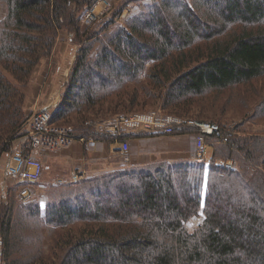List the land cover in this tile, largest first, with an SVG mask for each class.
Instances as JSON below:
<instances>
[{
	"label": "trees",
	"instance_id": "trees-1",
	"mask_svg": "<svg viewBox=\"0 0 264 264\" xmlns=\"http://www.w3.org/2000/svg\"><path fill=\"white\" fill-rule=\"evenodd\" d=\"M97 1L0 0V161L29 131L25 92L62 30L77 50L50 123L70 128L69 137L113 142L93 121L151 109L220 123L233 107L243 123L205 136L208 160L119 166L50 185L44 212L9 190L0 201L2 260L264 264V132L245 128L264 122V0H123L84 28L81 18ZM129 3L138 11L111 29Z\"/></svg>",
	"mask_w": 264,
	"mask_h": 264
},
{
	"label": "built area",
	"instance_id": "built-area-1",
	"mask_svg": "<svg viewBox=\"0 0 264 264\" xmlns=\"http://www.w3.org/2000/svg\"><path fill=\"white\" fill-rule=\"evenodd\" d=\"M109 8H111L109 0H98L87 12H98L100 15L98 17H103V13L110 10ZM97 9L98 11H96ZM87 18L85 17L81 20L82 26L90 23ZM228 125L231 127V124ZM93 126L97 134L111 135L115 138L114 141L107 142L94 138H71L68 136L70 128L50 123V113L47 110L38 109L32 111L29 119V131L24 136L25 141L27 140L29 144L25 148L12 147L5 165V177L7 182L9 181L15 187L16 199L22 203L37 199L36 188L44 172V165L40 155L42 153H58L75 141L84 144L88 150H92L99 145H107L110 153L118 151L122 165H128L130 163V145L129 141L123 140L126 135L136 133L159 136L191 135L183 132V130L193 128L197 131V135H193V159L201 162L209 158L212 150L211 145L206 143L205 136L212 135L222 128L217 123L182 118L165 113L160 109L135 113H117L93 121ZM113 147H116V149H112ZM26 149H29L27 154L25 153ZM223 167L230 170L234 169L232 162L229 160L223 163ZM87 177V171L75 169L68 178L54 179L51 185L75 184ZM1 246L2 240L0 239Z\"/></svg>",
	"mask_w": 264,
	"mask_h": 264
},
{
	"label": "crops",
	"instance_id": "crops-1",
	"mask_svg": "<svg viewBox=\"0 0 264 264\" xmlns=\"http://www.w3.org/2000/svg\"><path fill=\"white\" fill-rule=\"evenodd\" d=\"M71 38V33L59 31L51 55L41 60L32 72L23 107L28 120L32 111L45 109L51 112L59 103L63 84L74 56L72 53L68 58L69 49L74 50ZM24 144L25 138L22 137L13 143V147L25 148L22 147ZM129 145L132 166H148L159 161L193 160L194 137L191 135H154L130 140ZM40 158L44 164V174L42 185L36 188L35 201L40 205L42 212L47 200V190L50 188L48 179L64 174L68 176H58V178H68L75 169H87L90 173H97L121 165L118 151L110 153L107 145H99L88 150L84 144L77 141L58 153H42ZM6 162L7 156L4 161L3 158L0 161V201L8 196L5 188ZM0 264H5L2 260V246L0 247Z\"/></svg>",
	"mask_w": 264,
	"mask_h": 264
},
{
	"label": "rangeland",
	"instance_id": "rangeland-1",
	"mask_svg": "<svg viewBox=\"0 0 264 264\" xmlns=\"http://www.w3.org/2000/svg\"><path fill=\"white\" fill-rule=\"evenodd\" d=\"M122 1H123V0H109V2H110V4H111V8H109V9L112 10V8H113V10H114L115 8L119 7V6L122 4ZM125 5H126V4H124V6H123V8H122V10H121V12H120V14H119V17H118V18H119V19H118V24L113 25V26L111 27V29H114L117 25H123L124 22H126L127 19L133 17V14H134L135 12L138 11V8H139V5H140V4H138V3H129V4H127L126 6H125ZM110 10L106 11L105 13H103L104 16H105L107 13H109ZM113 10H112V11H113ZM87 11H88V10H87ZM87 11L83 14L81 20H83L85 17H88L87 19L90 20V23L87 24V25H84V28H86V27H91V26H93L94 24L98 23V22L101 20V17H98V16H100V15L98 14V12L91 13V12H87ZM96 11H98V9H97ZM111 13H112V12H111ZM111 13L108 14L107 17H109V16L111 15ZM4 14H5V6H4L3 4H0V17H3ZM95 29H97V28H95ZM56 40H57V39H56ZM71 42H72V41H71ZM72 44H73V43H72ZM73 45H74V44H73ZM76 50H77V46H76V45H74V50H72V48L69 49V57H68V58H70V55H71L72 53L75 54ZM68 58H67V59H68ZM73 60H74V56H73L72 61H71V63H70V67H71V65H72V63H73ZM67 75H68V73H67ZM66 77H67V76H66ZM25 93H26V92H25ZM25 96H26V94H25ZM24 106H25V99H24V105H23V107H24ZM23 109H24V108H23ZM151 110H152V109H151ZM153 110H159V109H153ZM160 110H162V109H160ZM234 110H236V108L230 107L229 110L227 111V112H229V114H228L227 116L221 117V119L219 120L220 123H217V124H219L221 127H225V128H227V129H229V130H234L236 126H238L239 124L243 123V119H242V117H240V116H238V115H235V114H233V113H230V112H232V111H234ZM228 124H231V127H230ZM245 128L247 129V131H252V132H264V122L259 123V124H252V123H250V122H246V124H245ZM5 158H6V157L3 156V161H4ZM188 160H191V159H188ZM182 161H184V160H182ZM229 161H231V160H229ZM231 162H232L233 166L235 167V164L233 163V161H231ZM120 166H121V165H120ZM130 166H132V165H128L127 167H130ZM120 168H121V167L116 166V167H113L112 169H109V170H103L102 172H97V173H90L89 170H87V169H84V170L88 172V176H90V177H95V176L100 175V174H102V173H104V172H109V171H112V170L116 171L117 169H120ZM57 178H58V177H52V178L48 179V183H49V185H51V184H52V181H53L54 179H57ZM42 182H43V177H42L41 182H39L38 186L42 185ZM5 188H6V190L8 191V192H7V195H9V190L13 189V191H14V188H15V187H13V186L9 183V181L7 182V180H6V181H5ZM13 194H14V197H15V193H13ZM15 200H16V202H19V201L16 199V197H15ZM34 201H35V200H34ZM199 222H200V220L197 219V218L192 219V220L188 223V225H187V226H188V230H189V231H192V230L194 229V227H196V226L198 225ZM0 239H1V238H0Z\"/></svg>",
	"mask_w": 264,
	"mask_h": 264
}]
</instances>
